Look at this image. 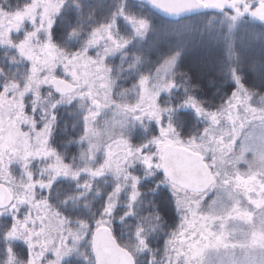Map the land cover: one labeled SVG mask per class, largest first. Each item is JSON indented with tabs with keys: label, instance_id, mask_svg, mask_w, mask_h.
Segmentation results:
<instances>
[{
	"label": "snow or ice",
	"instance_id": "obj_1",
	"mask_svg": "<svg viewBox=\"0 0 264 264\" xmlns=\"http://www.w3.org/2000/svg\"><path fill=\"white\" fill-rule=\"evenodd\" d=\"M0 264H264V0H0Z\"/></svg>",
	"mask_w": 264,
	"mask_h": 264
}]
</instances>
